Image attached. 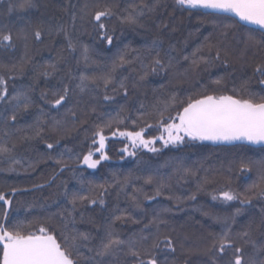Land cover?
Instances as JSON below:
<instances>
[{
    "label": "trees",
    "instance_id": "1",
    "mask_svg": "<svg viewBox=\"0 0 264 264\" xmlns=\"http://www.w3.org/2000/svg\"><path fill=\"white\" fill-rule=\"evenodd\" d=\"M34 2L36 7L21 8L23 0H0V31L11 30L14 36L22 31L28 37L26 41L17 40L15 49H0V64L9 66L18 64L25 53L32 60V63L26 65L23 74L16 72L9 74L0 70V75H4L8 80L10 95L14 89L26 91L31 88L30 95L34 101L32 108L27 112H18L17 120L14 123L10 122L7 127L4 121L12 114V107L0 103V145L11 148L15 144L9 155L19 161L13 163L8 156L0 155V191H9L11 188L20 190L13 197V205L9 209L13 222L16 220L43 222L47 217H55L57 213L64 212L66 208L71 210V206L62 195L63 185L66 182L69 190H75L80 187L78 181H83L86 187H92L93 195L100 191L95 187L100 184L105 185L107 192L103 197L104 206L85 205L73 213L79 230L90 231L93 236L102 234L104 226L111 223L114 218L113 209L117 205L120 209L128 210L126 215L130 214L133 219L139 221V223H133L131 220L125 223L117 221L113 227L122 238L139 236L144 226L153 218L163 220L166 223L160 226V232L173 237L176 241V251L157 252L160 264H209V258L200 250L209 243V233L221 231L222 226L215 217L230 214L235 211V207H243L244 212L237 217V222L233 225L234 230H241L249 222L259 224L264 200L254 199L253 204L249 206H241L238 202L223 204L220 201H213L209 193L227 187L242 192L256 182L259 175L257 168L254 167L251 172H241L239 165L241 161L264 162V146L251 147L242 144L214 146L197 140L167 147L157 143L155 145L159 149L157 152L139 148L135 155L125 156L122 149L126 141L111 137L110 132H106L109 136L106 148L109 159L101 161L94 170L81 163L83 154L90 146L92 125L100 122L97 117L103 120L114 118L121 107L126 110L124 115L134 119L139 115L136 110L141 102L147 111H152V105L157 99H164L173 92L181 99L187 100L190 94L205 91L207 94L231 95L234 94L232 89L235 88L237 89L235 95L249 98L247 93L240 92V84L245 80H249V90L257 94L256 100L259 102L260 97H264V85L258 84L257 79L252 76L251 67L244 65H250L253 60L258 62L261 54L256 50H249L241 59L244 38L250 34L260 40L262 37L259 29L248 28L240 23L236 25L228 37L232 55L227 68L216 61L207 66L201 64L198 69H193L191 61H186L183 57L190 55L204 42L205 37L218 36L223 24L235 23L234 20L205 10H192L190 14L176 8L174 0H161L155 12L146 10L147 14L140 21L143 25L141 27L123 24L121 17L133 6L141 4L142 0H34ZM147 2L151 3V0ZM105 5L114 6L116 12L111 19L105 21L110 31L114 29L111 46L99 41L89 15L96 8H103ZM161 23L168 24L169 27L161 30L155 26ZM60 26L67 28L73 40L78 41L76 52L67 49V42L62 33L56 34V29ZM37 27L43 31L42 40L39 42L33 38V32ZM153 40L161 42V48L157 51H161L166 63L169 57L173 58L172 67L166 73L149 75L146 80L141 81L139 77L143 74V69L137 61L118 69L113 84L107 89L102 83L100 87L90 86L84 93L75 88L81 72L87 75L106 73L111 70L113 62L126 45L129 50H139L143 56L147 54L148 46ZM79 44L89 47L90 60L87 67L80 55ZM135 55L136 52L131 53V57ZM61 56L64 57L63 60H59ZM48 61H58L56 70L48 68L47 70L53 73L48 78L39 76L38 73L45 70ZM69 72L75 79L69 80ZM9 75L14 78L9 79ZM219 78H223L221 85L214 83ZM61 80L70 83L73 89L72 100L66 108L74 107L81 120L85 119L87 114L88 124L80 126L79 121L66 116V108L59 111L49 110V106L40 99L42 91L48 92L51 98V90ZM120 80H124L127 85V97L119 87ZM105 94L114 96L115 99L106 101L103 98ZM41 108L44 110L42 120L45 121L40 125L45 129L43 138L23 141L21 136L24 133L18 129H23L31 135L29 126H37ZM93 108L95 112H92ZM53 118L62 122V128L68 130L67 135L63 132H51ZM148 123L154 124L155 120L148 119ZM74 128L78 130L72 131ZM118 128L133 130L131 119L118 125ZM153 135H159L155 128H150L145 133L146 138ZM57 140L59 143L55 145L54 150L46 147L47 143H55ZM78 156L80 160L77 159ZM61 159L68 165L63 171L62 165L57 163ZM9 168L15 171H9ZM185 168L196 174H186L183 171ZM148 177L153 178V184H145ZM205 177L210 183L205 185L203 190H198ZM228 178L232 181L230 186L226 183ZM160 183L167 186L162 190V195L156 196L155 199H145V196L155 195ZM136 189L141 191L137 192ZM193 194L196 195L195 200L189 198ZM134 195L137 197L139 208L135 207L131 200ZM120 214L119 211L115 212V215ZM57 223V220H53L52 226ZM98 228L101 230L99 234L96 231ZM149 233L155 235L156 228L152 226L144 229L143 234ZM254 235L259 238V233ZM161 248L163 249V245ZM82 251L85 256L90 255L86 249Z\"/></svg>",
    "mask_w": 264,
    "mask_h": 264
},
{
    "label": "snow or ice",
    "instance_id": "2",
    "mask_svg": "<svg viewBox=\"0 0 264 264\" xmlns=\"http://www.w3.org/2000/svg\"><path fill=\"white\" fill-rule=\"evenodd\" d=\"M161 0H142V3L135 5L121 17V23L127 25H143L140 21L145 17L147 12H155L160 6ZM175 7L181 11H187L191 14L192 10H210L211 14L227 15L235 23H225L222 30L216 37H205L204 42L199 45L190 55L183 57L184 60L191 61L193 69H198L201 64L209 65L212 62L219 61L225 68L229 66L230 56L232 55L228 37L235 30L236 25L243 22L245 25H255L261 32V39L257 40L253 35H247L244 38V49L242 50L241 59L249 50H256L261 54L260 60H253L250 65L252 76L257 79L258 84L264 85V0H174ZM21 8L36 7L34 0H23ZM11 11V7L9 8ZM116 14L114 6L105 5L103 8H96L89 13L94 27L97 32V38L101 42H106L111 46L114 40V29L111 31L106 20L111 19ZM73 19L75 17L73 16ZM155 24V21H153ZM157 28L163 30L169 27L168 24H157ZM220 27V25H217ZM63 34L66 40V47L71 52H76L78 41H74L67 28L60 26L56 29V34ZM43 31L37 27L33 32V38L39 42L42 40ZM28 39L22 31L13 35L11 30L0 31V49H15L17 40ZM27 47V45H25ZM149 50L143 55L139 50H129L126 45L124 50L118 54V58L113 62L111 70L101 75H87L81 72L78 80L79 83L75 88L80 93H84L90 86L103 87L107 89L113 84L118 69L125 65H131L139 62L143 69V74L139 79L144 81L149 75H159L166 73L172 67V59L169 57L167 63L161 51V42L153 40L148 46ZM80 55L87 67L89 57V47L79 44ZM206 50V51H205ZM136 52L134 57L131 53ZM153 52L155 53L153 55ZM165 55H168L165 53ZM131 57V58H130ZM150 57V59H149ZM55 60V58H53ZM64 57H59L63 60ZM147 60V63H145ZM58 62V61H57ZM57 62H46L44 71L38 75L48 78L53 75L48 71L51 68L56 70ZM32 63L30 57L21 58L18 64L2 65L0 70L6 73L23 74L26 65ZM80 61H77L79 64ZM94 63V62H93ZM135 70V69H133ZM69 80L75 79L69 72ZM9 75V79H13ZM127 79V78H125ZM222 79L214 81L215 84L221 85ZM8 80L4 75H0V103L11 105L12 114L4 121L5 126H9L10 122L17 120L18 112H27L32 108L34 101L28 90H15L9 94ZM119 87L123 90V95L128 96L127 85L124 80L119 81ZM115 91V89H113ZM52 96L49 98L48 92L42 91L40 99L48 106L49 110L59 111L66 108V105L72 100L73 89L70 83L59 81L51 90ZM234 94H207V92H197L190 94L187 100L181 99L180 96L173 92L164 99H157L152 105V111H147L143 102L140 103L136 110L139 115L131 118L124 115L125 109L120 108L116 117L103 120L97 117L100 122L92 125L93 131L90 139L88 151L83 154L81 163L89 169H96L101 161L109 159L107 154V141L109 136L106 132H110L111 137H123L129 144L122 149L129 156L135 155V152L129 151L131 148H146L149 151L157 152L159 149L154 147L159 140L163 147L169 145H180L186 141H213V142H248L251 144H264V97H260L259 102L256 100V93L249 90V80H245L240 84V92L247 93L249 98H243V95L237 96V89L233 88ZM104 100H114V96L104 95ZM79 104V101H77ZM41 116L37 117V126H29L32 134L28 135L23 129L21 136L23 141H31L36 138H43L45 129L40 125L45 123L42 120L44 115L43 108L40 109ZM95 112V108L92 109ZM173 112L175 113L173 115ZM65 115L71 117L74 121H79L80 126L88 124L87 114L85 119H80L75 108H66ZM155 120L154 124H149L148 119ZM131 119L133 130H119L118 125ZM150 128H155L158 136L145 137V133ZM115 129V130H114ZM138 129V130H137ZM78 129H72L76 131ZM51 132L68 134V130L62 128V122L53 118ZM7 135V133H5ZM59 143H47L49 150H54L55 145ZM15 144L11 148L0 145V155L8 156L13 163H19L9 154ZM98 154L97 158L96 157ZM80 160V157H77ZM62 165L61 171L68 167L67 163L62 159L57 161ZM31 167V165H30ZM259 171L258 179L242 192L233 190L231 187L222 188L209 193L213 201H220L223 204H232L238 202L241 206H249L253 204L254 199L264 200V162L241 161L239 170L241 172H251L253 168ZM9 171H15L9 168ZM186 174L195 175L191 169H183ZM231 171V169H229ZM55 177H53L54 179ZM75 178V177H74ZM153 178L148 177L145 184H153ZM231 179L228 178L226 183L231 185ZM80 187L75 190H69L67 183L63 185V193L65 200L71 206V210L67 208L64 212L57 213L55 217H47L43 222L39 220H16L13 222L12 213L9 209L13 205V197L20 191L17 188H11L9 191H0V264H160L157 252L166 250L169 252L176 251V241L168 233H161L160 226L166 222L153 218L149 224L144 226L148 229L152 226L156 228L155 235L149 233L143 234L141 230L139 236H128L122 238L121 234L116 232L113 225L119 221L125 223L131 220L133 223L139 221L132 218L127 209H120L119 205L113 209V219L111 223L104 226L102 234L101 230L96 229L99 235L93 236L90 231H80L77 227V220L73 213L80 207L85 205H105L104 195L107 192L105 185L100 184L95 187L100 191L93 195L91 186L86 187L83 181H78ZM210 181L205 177L198 190H203L204 186ZM34 187H42V185H34ZM123 185L121 190H123ZM167 186L160 183L154 196H145V199H155L156 196L162 195V190ZM140 192L141 189H136ZM172 197H169L171 199ZM196 199L193 194L189 197ZM178 199V198H177ZM135 207L139 208L137 197L131 198ZM119 211L120 215H115ZM244 212L243 207H235V211L223 215L216 216L215 219L221 224L219 233H209V243L200 251L209 258V264H264V208H261V219L259 224L249 222L243 226L241 230H234L233 225L237 222V217ZM207 215V213H206ZM53 220L58 223L52 226ZM82 220V217H81ZM255 233H259V238L255 237ZM163 245V249L161 246ZM82 249H86L90 255L85 256ZM230 253V255H229Z\"/></svg>",
    "mask_w": 264,
    "mask_h": 264
},
{
    "label": "water",
    "instance_id": "3",
    "mask_svg": "<svg viewBox=\"0 0 264 264\" xmlns=\"http://www.w3.org/2000/svg\"><path fill=\"white\" fill-rule=\"evenodd\" d=\"M205 11H208L211 13L210 10H205ZM219 15V14H217ZM224 16H227V15H224ZM240 24H242L243 26L245 27H248V28H252V29H258L255 25H245L243 22H240ZM205 142H208L214 146H232V145H238V144H242V145H247V146H251V147H259V146H264V144H251V143H248V142H232V143H227V142H213V141H205Z\"/></svg>",
    "mask_w": 264,
    "mask_h": 264
},
{
    "label": "rangeland",
    "instance_id": "4",
    "mask_svg": "<svg viewBox=\"0 0 264 264\" xmlns=\"http://www.w3.org/2000/svg\"><path fill=\"white\" fill-rule=\"evenodd\" d=\"M114 138L123 139V140L126 141V145L129 144V142H128L125 138H123V137L116 136V137H114ZM157 143H161V144H162V142L159 141V140L156 142V144H157ZM156 144H155V145H156ZM155 145H154V147H155ZM137 149H139V148L133 149V148H131V146L129 145V151H131V152H135ZM140 149L148 150V149H146V148H140ZM122 152H123V151H122ZM123 153H124L125 156H129L126 152H123ZM96 157H98V154H97ZM96 157H94V158H96ZM84 166H86V165H84ZM86 167H87V166H86ZM90 170H94V169H90Z\"/></svg>",
    "mask_w": 264,
    "mask_h": 264
}]
</instances>
